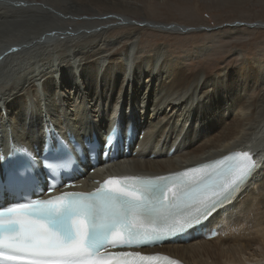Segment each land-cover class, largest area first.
Here are the masks:
<instances>
[{"label": "bare ground", "instance_id": "bare-ground-1", "mask_svg": "<svg viewBox=\"0 0 264 264\" xmlns=\"http://www.w3.org/2000/svg\"><path fill=\"white\" fill-rule=\"evenodd\" d=\"M134 1L0 0V150L33 149L48 126L82 138L130 122L142 135L132 149L136 155L89 174L84 191L104 173L158 175L249 152L261 168L206 222L220 224L215 238L144 251L182 264H261L264 62L211 70L202 54L182 58L165 43L142 47L144 26L185 33L178 24L145 21L112 35L122 28L114 23L130 22L111 9L141 10Z\"/></svg>", "mask_w": 264, "mask_h": 264}, {"label": "snow or ice", "instance_id": "snow-or-ice-1", "mask_svg": "<svg viewBox=\"0 0 264 264\" xmlns=\"http://www.w3.org/2000/svg\"><path fill=\"white\" fill-rule=\"evenodd\" d=\"M257 167L249 152L235 153L166 176L109 177L92 192L6 203L0 264H177L160 254L107 249L155 247L188 232L231 203Z\"/></svg>", "mask_w": 264, "mask_h": 264}, {"label": "rangeland", "instance_id": "rangeland-1", "mask_svg": "<svg viewBox=\"0 0 264 264\" xmlns=\"http://www.w3.org/2000/svg\"><path fill=\"white\" fill-rule=\"evenodd\" d=\"M134 3L141 10L111 9L130 22L125 23L127 26L114 23L122 28L112 35L133 32L145 21L178 24L187 27L185 33H157L155 25L144 26L147 31L142 33L146 38L142 47L165 43L174 55L182 58L194 59L202 54L200 59L206 60L204 67L211 70L249 60L264 62V0H135ZM99 5L95 7L99 11L107 8Z\"/></svg>", "mask_w": 264, "mask_h": 264}]
</instances>
